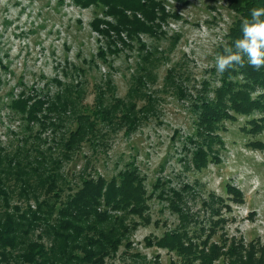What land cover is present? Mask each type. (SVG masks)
<instances>
[{"label":"rangeland","instance_id":"374dc122","mask_svg":"<svg viewBox=\"0 0 264 264\" xmlns=\"http://www.w3.org/2000/svg\"><path fill=\"white\" fill-rule=\"evenodd\" d=\"M154 2L151 34L131 38L112 30L101 5L0 0L2 164L17 155L32 163L39 153L44 168L55 160L65 178L55 207L82 180L137 177L140 215L101 206L108 220L73 243L67 264L85 256L89 264H186L165 245L184 232L200 247L234 239L264 249V68L245 62L221 76L213 66L239 18L228 0ZM55 102L63 113L49 111ZM79 123L88 133L69 155L63 142ZM2 168L0 219H28L35 204L27 192L43 191L54 172L17 178ZM101 226L112 245L98 237ZM37 228L16 233L14 248L0 242V264H45L34 258L37 246L27 256Z\"/></svg>","mask_w":264,"mask_h":264},{"label":"trees","instance_id":"16d2710c","mask_svg":"<svg viewBox=\"0 0 264 264\" xmlns=\"http://www.w3.org/2000/svg\"><path fill=\"white\" fill-rule=\"evenodd\" d=\"M77 6L81 8H87L89 6L101 5L106 9L107 15L111 16L117 26H113L112 30L118 33L119 29L124 30L128 33L127 36L131 38L135 37L139 33H150V28L152 23L158 19L155 18L156 5L154 0H73ZM233 10L239 12L238 22L234 25L232 29V39L240 38L241 33V23L243 19L250 18V10L253 8L264 7V0H228ZM157 13L164 15L162 9H158ZM99 32V30H98ZM151 34V33H150ZM246 102L255 106V103L251 102L247 98ZM36 104V103H35ZM34 104V106H35ZM61 103L55 102V104H49V111L61 112L65 107L60 105ZM16 107L20 109L21 112L25 111L26 103L21 101V105L16 104ZM39 110V109H37ZM71 110V107L69 108ZM36 111V110H35ZM218 111V110H217ZM34 112V111H33ZM33 112H30L32 114ZM212 113V112H211ZM209 113V114H211ZM217 118V116H216ZM82 117L79 118L81 120ZM88 123V122H87ZM87 123H79V129L74 136L68 135V138L64 140V151L70 152L71 147L77 142V138L80 135H85L88 133ZM89 124V123H88ZM85 127H82V126ZM16 157V158H15ZM12 160L5 161L2 164L0 161V166L10 170V173L17 175V178L26 176L29 173L36 175V177H41L40 173L52 170L50 178H55V182L50 183L41 192L32 191L27 192V200L34 201V212L26 216L16 218H4L0 219V242H10L11 247L16 246L15 239L17 238L16 233L19 235L22 232L25 235H32L34 230L40 227V231L37 230L35 234V239H29L26 249L29 250L27 256H32V249L37 246L34 250L36 252V259H43L44 263L51 264H67L68 260L72 257L70 249H72L73 243L81 241L85 238L91 231L95 230L93 226L97 224L105 223L108 220L102 211L98 212L101 206L109 207L112 209L129 210L131 214H139V210L142 207L139 205L141 201V196L139 194V188L137 187V177L134 175H127L118 177L115 180L104 182L102 178H98L96 181L93 179L82 180L80 187L76 192L68 197L65 203L61 206H54L56 199L60 198V184H65L64 177H60L57 170H60V165L54 166L56 161H52L49 167H42L43 154L39 153V160H33V162L23 163L20 156L17 155ZM43 164V163H42ZM48 166V163L44 162ZM2 168V170H4ZM5 171V170H4ZM56 178L57 184H56ZM56 187L53 191L51 188ZM45 190V191H44ZM29 193V194H28ZM26 210H33L27 206ZM53 210H56L53 212ZM38 214L39 216H36ZM54 215V216H53ZM140 215V214H139ZM7 220V221H6ZM14 226H18L14 229ZM25 230H24V228ZM97 229V235L101 240L106 241L109 245L113 242L107 240V232L104 227H99ZM107 229V228H106ZM45 237L47 240L46 245L42 244L43 240L40 235ZM194 236L187 237L184 232L180 236L168 237L169 240L165 245L175 250L178 255H181L185 260L186 264L193 261V259L198 258L199 264H213L214 261L222 259V264H264V249L262 246L253 244L249 242L244 244L241 241H234L229 245H217L214 243L209 244L206 247L202 243V247L198 244L192 242ZM197 238V237H196ZM15 243H14V242ZM44 243V242H43ZM223 249V250H221ZM77 264H89L91 261L86 258L76 257Z\"/></svg>","mask_w":264,"mask_h":264},{"label":"clouds","instance_id":"9594fccd","mask_svg":"<svg viewBox=\"0 0 264 264\" xmlns=\"http://www.w3.org/2000/svg\"><path fill=\"white\" fill-rule=\"evenodd\" d=\"M241 33L232 46L225 42L223 52L215 55L213 66L221 76L245 67V62L256 71L264 68V7L250 10V18L241 23ZM232 79L229 75V80Z\"/></svg>","mask_w":264,"mask_h":264}]
</instances>
